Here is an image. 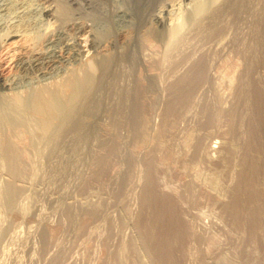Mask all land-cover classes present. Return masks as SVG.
<instances>
[{"label": "rangeland", "instance_id": "1", "mask_svg": "<svg viewBox=\"0 0 264 264\" xmlns=\"http://www.w3.org/2000/svg\"><path fill=\"white\" fill-rule=\"evenodd\" d=\"M69 1L71 0H9L10 4L13 2L9 13L1 11L3 13H0V16L2 15L0 28L11 20V17V21L17 20L16 16L21 10L20 15L25 11L23 14L25 18L22 17L28 20L32 28L29 27L31 33L32 30L34 33L36 31L35 34L45 32L43 33L45 37L50 36V33L52 35L61 33L62 37L57 43L46 47L51 52L62 54L63 58L58 60L60 63L55 62L56 64L50 65L38 75L32 72L31 76L30 72H27L28 75L23 78H19L23 74L15 73L13 77L11 75L10 85L13 89L15 86L25 84L26 80H49L63 74V71L67 72L80 66L83 61H87L95 54V46L103 44L105 39L107 42L117 32L129 28L130 25V29L134 28L130 22L131 13L136 6L131 0H76L77 2L74 0L77 5L73 0ZM90 1L93 2L91 6H89ZM211 1L152 0L146 7L145 16L163 13L170 23L180 24L200 2V4H208ZM56 3L70 9L72 14L69 20L87 22L86 24L90 25L94 19L95 23H91V30L87 34L89 36L77 35L72 30L69 33V30H63L58 19L41 13L46 8L54 10L58 7ZM96 3L98 4L95 5ZM241 4L243 5L240 7L241 15L239 14L237 20L231 22L233 24L230 23V26L221 32L219 39L212 37L209 39L210 42L205 38L202 39V43L199 41V44H208L204 45L207 47L204 48L205 50H211L218 41L219 50L212 54L213 56L208 55L210 58L207 56L212 66V76L203 87L201 85V90L200 88L194 90L193 100L189 104L186 102L190 96L187 98L184 95V84L177 88L179 93H183L182 97L185 96L184 98L180 96L182 102L180 99L179 101L175 99L177 89L174 87L171 99L165 97L164 102L163 99L159 101V107L150 108L146 102L147 99L152 100L155 91L153 89L143 91L142 82L139 83L143 102H140L141 110L140 106L137 107L140 113L154 122V129L148 135L151 143L149 147L145 148L140 140H131L132 136L123 139L125 143L121 152L107 153L98 145H100L101 129L109 125V119L106 120L107 111L103 106L106 107V104L108 106L112 100V95L106 92L110 83L118 80L115 86L125 85L131 78L133 82L136 73L140 75L147 73V68L140 59L145 57L148 61L161 57L159 54L163 46L156 42H154L155 46L149 48L151 52L148 47L146 49L137 47L139 53L144 54L139 55V63L134 60L136 55H132L134 62L129 58L123 60L121 66L118 65L119 68L116 69L119 70L121 67L122 70L125 69L124 71L120 69L121 72L117 74L119 79L115 78L117 75L115 77L112 75L105 80L107 86L104 85V88H107L106 90L103 88L98 97L100 102L98 106L101 107H98V111L96 109V113L86 117L90 119L89 125L91 124L88 127L90 129H87L88 132H85L86 136L84 134V138L77 142L70 139L71 142L76 143L74 149L70 146L71 142L66 141L59 154H51L39 145L33 149L37 151L34 152L32 149L33 152L29 151L32 153H29L30 166L20 175L13 176L0 169V184L4 183L5 186L16 191L15 202L19 204H14L17 209L15 206L14 209H10L5 204V199L0 197V214L2 211L4 214V216L0 215L2 221L0 223L4 221V225L0 224L2 229L0 264H8V262L9 264H264V0H243ZM15 7L18 8L16 11ZM249 7L253 10H248ZM254 10L257 11L256 14ZM250 17H255L251 25ZM51 28L56 31H52ZM239 32H243L245 40L249 41L245 42L246 45L253 43L249 45V55H245L246 51L244 54L239 53L233 47L235 45L232 43V36L238 35ZM80 38L88 40L89 43L93 41L94 47L88 51L87 47H84L86 42L78 40ZM64 40L67 44L63 42ZM45 44L46 42L44 48ZM111 48L109 50L114 52V48ZM189 50L192 52L194 49ZM178 56L176 55L179 61L174 67L175 72L184 68L183 55ZM211 58L213 62L209 60ZM128 59L132 62V66ZM126 62L129 63L126 65ZM232 63L238 66L245 76L242 78L246 81L243 85L239 84L241 87L239 86L240 88L235 91H232L226 80V76L233 68ZM155 66L157 67V65L152 66L150 71L162 74L163 86H165L164 83L171 76V69L168 67H157V69ZM123 75L129 79L126 80ZM148 82L149 80L146 84ZM187 85L191 83H186L189 89L190 86ZM200 93L204 95V100L201 99ZM213 95L216 98L220 96L219 100L226 109L230 108L233 101L236 105L226 114L219 115L217 123H208L209 125L201 123L202 109L209 106V103L217 104ZM219 100L217 98L216 101ZM167 103L170 106L169 115H173L169 120L162 118ZM180 109L182 113L190 111L188 113L191 114L189 115L191 120L179 122L174 119ZM162 125L169 126L162 129L158 139L160 143L156 145L154 130L156 127L155 131L161 130ZM195 142L200 144L195 146ZM208 145H222L224 148L221 151L226 150L225 146L227 147L228 153L222 154L220 163H215L218 154L208 152ZM126 148L127 152H125ZM130 149L137 152L142 149L140 158L137 153L130 152ZM46 152L48 155L45 156ZM249 153L252 155L250 166L247 161ZM37 159L43 164H39ZM230 179L237 181L239 187L229 186ZM69 213L72 215L70 216ZM13 223L17 224L13 225ZM150 245L153 246V250ZM27 246L29 248H26ZM10 254L11 257L14 256L13 259Z\"/></svg>", "mask_w": 264, "mask_h": 264}, {"label": "bare ground", "instance_id": "2", "mask_svg": "<svg viewBox=\"0 0 264 264\" xmlns=\"http://www.w3.org/2000/svg\"><path fill=\"white\" fill-rule=\"evenodd\" d=\"M0 1L2 2L0 4V9H1L0 13H3L1 11H5V12L9 13V10H11L10 5L13 2H11V4H10L9 0H0ZM5 1H8V3ZM71 1H69V2H71ZM75 1L73 0L74 4H76ZM131 1H133L132 3L135 4V6H136L135 10H133V13H131L132 14V17H131L132 21L130 22L132 24V26H134V28L130 29V27H131V25H130L129 28H127L123 31L120 30L121 32L120 31L117 32V34L114 35L112 37V39L107 40V42L105 39V41H103L105 44L103 43V44L95 46V51H94L95 54L93 56L90 55L91 58H89L87 61H83L84 63H81L80 66H78L74 69H71L67 72L63 71V74H61L59 76L52 77L49 80H38V79L36 81L33 79L31 81L26 80V82L24 81L25 84H23L19 87L15 86L16 88L14 87V89L10 85V81H11L10 79H12L11 75L13 77V74H15V73L23 74L22 77H19V78H23V76H25L27 74V72H30V76H31V72L37 73V75H38V73H43L44 70H46V68H48L50 65L57 62L60 58H63L61 56L62 54L60 55L59 53L51 52L50 50H48V48L46 49V47H49V45L57 43L60 40V38L62 39V37H61V33L55 32L56 31L55 29H53V30H55L54 32L56 34L52 35L49 31L50 36H48V37H45V35L43 34L45 32H43V31H42L43 32L42 34L41 33L35 34L36 31L34 33V30H32L33 32L31 33L30 31L32 28L30 27L28 20L23 19V17H24L23 14L25 11L22 13V15H20L21 10H19L20 13L16 16L18 18L17 20L11 21L12 20V17H11V20L7 21V23L4 22L5 25L3 23L4 26L0 28V169L1 170H5L6 172L10 173L13 176L14 175H20L25 169H27L28 166H30L29 153H31L33 151L34 152L37 151V150H33V149H35L39 145L42 146L43 148H46L48 150V152L51 154H53V153L59 154V151L62 149L64 142H66V141L71 142L73 139L75 142L79 141L84 136L88 127L91 125V124L89 125L90 119H88L86 117L87 116L89 117L90 114L92 115L93 113H96V109L98 111V107H101V105L98 106L100 103L98 100V97H99V94L102 92L104 85L107 83L105 80L109 79V76L114 75V77H115L119 72L125 70V69L122 70V67L120 68L121 71H120V69L119 70H116V69L119 68L117 66L120 65L121 62L123 60H125L126 58H129L132 61L133 56L136 55L134 57V60L136 59L135 61L139 63V55H144V54H140L141 52L139 53V50H137V47L138 48L141 47V48H145V49L148 47L147 49H149V48H152L153 45L155 46L154 42H156V43H160L163 46V48H162L163 50L159 54V55H161V57H159V58L157 57V58L152 59V60L147 59L148 61L145 60V57H141V59H140V61L142 60L141 62L144 63V65L146 66L147 73H145L144 75H142V74L140 75V74L136 73L135 78L133 79V82H131V79H132L131 77H130L131 79L129 82V80H127L128 77L125 78V76L123 75V77L128 81V84H127L126 80L123 79V77H122V79L125 80L124 82H126L125 85L121 84L120 86H115L114 84L117 83V81H118V80L116 81L115 79H113V80H115L116 82L114 81V83L113 82L110 83V85L108 87V91H106V92H108V94L110 96L112 95V100L110 103H108V106L106 103H105L106 107L103 106L104 110L106 109V111H107V117L108 118L106 120L109 119V125L107 127H104L101 129L102 132H101L100 137H99L100 145H98L99 148H101V150L106 151L107 153L118 152V151L121 152L122 147H124L123 143H125V142H123V139H125L126 137L129 138L130 136H132L131 140H133V139L134 140H140L142 142V144H144L145 148L149 147L151 145V143L149 142V136L148 135L154 129V125H153L154 122L152 121V119L146 118V116L144 114L139 112L138 107L140 106V110L142 107V103H140V102H143L141 100L142 93L140 92V90L142 89L144 91V89H147V90L153 89L155 91V92H153L154 95L152 96L153 97L152 100L147 99L148 101L146 102V104L149 105L150 108L151 107L155 108L156 106H158L160 100L162 101V99H163V102H164L165 97H167L169 100V98L172 95V92L175 89H177L178 87H181L185 84V86L183 87V89L185 91L184 95L187 96V98L190 96L189 97L190 100L188 98V102H186V101L185 102L187 104H189L193 100L194 90L196 88L198 90L201 87V85L203 87V85H205V83L209 81L210 76H212L211 75L212 66H211V63H209L207 56L208 55L210 56L214 53H217V50H219V45L217 46V42H218L217 39H216L217 42L214 44V46L211 45L212 46L211 50L210 49H208V50L204 49V48H207L204 45L205 44H206V46L208 45L207 43H205L206 41L203 42V43H205L204 45L199 44V41H200V43H202V41L205 38L208 40L207 42H210L209 41L210 38H212V37L218 38V36L221 34V32L223 30L227 29L228 26H230L229 24L231 22H233L234 20H237L236 18H238V15L241 13L240 7H243V5L241 4V3H243V0H212V1L210 0L211 2L208 4L207 3L200 4L201 3L200 2L199 5L195 6V9L193 11H191L192 13L184 18L183 23L178 24L177 22H174L177 24H174V23L172 24L169 22V19H167L165 14H163L161 12H160L161 14L157 13V14H151V15L149 14L150 15L149 17H146L147 15L145 16L146 7L149 6V3L152 2V0H131ZM92 3L90 1L89 6H91ZM97 4L98 3H96L95 5H97ZM16 9H18V8L15 7V11H16ZM247 9L250 11L253 10L251 7L247 8ZM148 10H150V9L148 8ZM13 12H14V10H13ZM256 12L257 11H255V14H256ZM8 13H6V15ZM41 13L44 16H48L51 18L55 17L56 19L59 20L61 27H63V30H66V31L69 30V33H71L70 30H72L74 33H76L77 35H80V36H83V35L85 36V34L87 35L88 32L91 30V26H90L91 23L95 21L94 19H93V21H92V19H90L92 22L90 21L91 22V23L89 22L90 25H87L86 24L87 22L86 23L77 22L78 21L77 19H76L77 21H74V19L69 20L71 18L72 13L70 12V9L64 5H58V7L55 8L54 10H52L51 8L50 9L46 8L45 10H42ZM25 16H27V15H25ZM254 18L255 17H253V18L250 17V19H251L250 25L253 23ZM13 19H14V17H13ZM5 20H6V18H5ZM5 20L3 19V21H5ZM29 22H31V21H29ZM56 22L58 25V21H56ZM231 24H233V23H231ZM96 26H98V25L96 24ZM29 27L31 29H29ZM56 27H58V26H56ZM56 27H54V28H56ZM92 27H94V26L92 25ZM101 27H103V26H101ZM127 27H128V25H127ZM184 27H186V30H184ZM60 29H62V28H60ZM93 29L94 28H92V30ZM51 30H52V28H51ZM44 31H45V29H44ZM104 32H105V30H104ZM104 32L101 31V33H103V34L107 33V32H105V33ZM62 33H63V31H62ZM92 34H94V33H92ZM232 34H234V33H231V35ZM65 36H67V35H65ZM87 36H89V35H87ZM233 36H232L233 40L231 38L230 42L232 40L233 41L232 43L235 46H233V45L232 46L235 47V49L239 53L243 52V54H244L246 51L247 53L245 55H249V51H248L249 45L250 44L252 45L253 43L250 42L249 45L245 44V42H247L248 40H245L246 38H245V34L243 35V32H239L238 35H233ZM93 37H94V35H93ZM104 37H106V36H104ZM107 37H108V34H107ZM227 39H229V38H227ZM78 40H81V38ZM213 40H215V39H213ZM81 41L84 43L86 42L85 45L84 44L83 45H84V47H87L88 51L94 47L93 41L90 43L86 39L81 40ZM45 42H46V44H45V48H44ZM63 42H65V40ZM99 43H100V41H99ZM99 43H96V44H99ZM212 43H214V42H212ZM229 45H230V43H229ZM77 46H78V43H77ZM195 46L197 48H195ZM68 47H70V46H68ZM110 47L114 48V52L109 50ZM191 48H192V50L194 49L192 52L189 50ZM80 50H81V48H80ZM227 50H228V48H227ZM253 50H254V47H253ZM86 51H84V54ZM150 52H151V50H150ZM231 52H232V50H231ZM61 53H63V52H61ZM252 53H254V51H252ZM252 53L250 52V54H252ZM81 55H83V54H81ZM176 55H179V56L183 55L182 58L184 59V68L178 72L174 71V69H176L174 67H176V65L179 61V60H177ZM129 59H128V61H129ZM149 59H151V58H149ZM134 60L132 62H134ZM209 60L213 62L212 58ZM129 62H126L125 64L127 65V63H129ZM132 62H130V65ZM154 65H157V67H159V68L168 67L171 69V72H170L171 76L169 75L170 78L167 79V81L165 80L166 81V83H164L165 86H163L162 80H164V79H162V77H161L162 74H160L159 72H153L152 73L150 71L152 69L151 67ZM129 66H128V68H129ZM232 67L233 68L230 71V73L227 76L225 74L224 75L226 76L227 84H229L232 91L233 90L235 91V90H238L241 87L240 85H243L244 82H246V81H244L243 78L245 76H244V74L241 73L238 66H236L234 63H232ZM214 68H213V70H214ZM165 70H163V71H165ZM145 71L146 70H144V72ZM132 72H134V71H132ZM166 72H169V71H166ZM242 72H244V71H242ZM49 74H51V72ZM129 74H130V71H129ZM131 75H132V73H131ZM33 76H35V74ZM115 78L119 79V76L117 75ZM43 79H46V78L43 77ZM148 80H149V82H148V84H146V81H148ZM174 80H175V82L173 83ZM11 83H13V81ZM120 83H122V82H120ZM139 83H141V85H142L141 89L139 87V85H140ZM186 83H191V85H187V86H190V88L188 87L189 89H187ZM105 86H107V85H105ZM174 87H175V89H174ZM106 88L107 87H105L104 89L106 90ZM200 90H201V88H200ZM177 91H178V89H177ZM177 91L175 94V99H178V101H179V99L182 97L183 93H179V91L178 92ZM201 93H202V91H201ZM108 94H107V96H108ZM200 94H198V95H200ZM201 96H202V94H201ZM216 96H217V94H216ZM216 96H214V97L216 98ZM184 97H182V98H184ZM203 97H204V95L202 96V98L201 97L200 98L202 100H204ZM219 97L220 96L217 97L218 100L220 99ZM217 98H216V100H217ZM103 99H104V97H103ZM211 99L213 100V98H211ZM207 100H209V99L207 98ZM216 100H215V102L217 104L210 105V103H209L210 100H209V102H208L209 106H205L202 109L203 113L200 116V122L201 123H205V124L217 123L216 121L218 120L217 117L219 115L222 116V114L223 115L226 114L227 112H229L233 108V106L236 105L233 101V102H231L230 108L226 109L222 106L221 100H219V102H217ZM180 101L182 102L181 99H180ZM183 101H184V99H183ZM200 102H201V100H200ZM204 103H206V102H204ZM169 107L170 106L167 103V105H165L164 114L162 115V118H164L165 120H167V119L169 120V118H172V116H173V115L172 116L169 115V111H170ZM188 112L190 113V111H188V110L185 111V113H182L181 109H180L178 111V113H176L177 118L175 116L174 119L178 120L179 122H185L186 119L191 118V117H189V115H191V114H189ZM149 117H151V116L149 115ZM220 119H221V117H220ZM168 126L169 125H162L161 130H157V131H155L157 127L155 128L154 137L157 140H155L154 143H156V145H157V143H160L158 139L160 138V133H162V129L167 128ZM124 128L126 130H124ZM86 134H85V136H86ZM87 138H88V136H87ZM70 139H72V140H70ZM71 143H72V145H71ZM71 143H70V146L73 147V149H74V147L76 146V143H73V142H71ZM211 143H213V142H211ZM198 144H200V143L195 142V146H197ZM68 148H70V147H68ZM223 148H224V146H222V145H220V146L208 145V147H207L208 152H213V153L218 154L217 159H215L216 164H218L222 161V158H223L222 154L224 155L225 153H228L227 147L225 146L226 150L221 151ZM31 149L33 151H31ZM155 149H156V147H155ZM75 150H76V148H75ZM141 150H139L140 152L139 151L137 152L136 150L134 151V150L130 149V152L137 153V155L139 157ZM29 151H31V152H29ZM69 152H67V153H69ZM73 152H74V150H73ZM125 152H127V148H126ZM71 153H72V151H71ZM38 154H40V153H38ZM46 154H47V152L45 153V156H46ZM42 155H44L43 152H42ZM247 156H248L247 157L248 165L250 166V164L252 165V155H251V153H249ZM58 157H59V155H58ZM42 159H44V158L42 157ZM32 161H34V158ZM52 162H50V163H52ZM41 163H42V161L41 162L39 161V164H41ZM32 165H33V163H32ZM37 166H39V165H37ZM40 166H42V165H40ZM51 167H53V166H51ZM71 182H73V180ZM236 182L237 181H232V179H230L229 186L231 185L232 188H236L235 187L237 185ZM210 183H213V181H210ZM3 185H4V183L0 187V197L1 198L3 197L5 199V202H6L5 204H7V206L10 209H12V208L14 209V206H15L14 204L16 203L15 202L16 191H14L11 188H8L5 185L3 186ZM187 186H189V185H187ZM16 204H18V203H16ZM15 208H16V206H15ZM1 210H2V208H1ZM2 212H1V214L4 216V214ZM23 213H25V212H23ZM258 214H259V211H258ZM59 215H60V213H59ZM59 215H58V217H59ZM71 215L72 214H70V216ZM65 216H67V215H65ZM0 218H1V216H0ZM3 218H5V217H3ZM73 218H74V216H73ZM34 219H35V217H34ZM0 222H2V221L0 220ZM3 223H4V221H3ZM3 223L2 224L0 223V224L4 225ZM137 223H138L137 225L139 226V220ZM16 224L13 223V225H16ZM106 224H107V222L105 223V226H106ZM108 224H109V222H108ZM172 226L174 227V225H172ZM6 227H7V225H6ZM19 227H20V225H19ZM2 228H4V227H2ZM10 228H11V226H10ZM1 230L2 229H0V231ZM2 233H3V231H2ZM12 234L13 233L11 232L10 235H12ZM0 235H1V233H0ZM14 235H15V232H14ZM14 237H17V236H14ZM20 237L22 238V236H20ZM33 238H34V236H33ZM1 239H2V237H1ZM17 239H19V238H17ZM109 239H110V236H109ZM21 240H23V239H20V241ZM45 240L47 241L46 238H45ZM34 241H36V240H34ZM110 242H112V241L110 240ZM8 243H9V241L7 242V244ZM10 243H11V241H10ZM150 247H151V250H153L152 249L153 246L150 245ZM26 248H29V247L27 246ZM6 251H4V252H6ZM158 251H159V249H158ZM8 252H11V251H8ZM161 252H162V250H161ZM16 254H17V252H16ZM18 255H19V253H18ZM18 255H16V256H18ZM0 256H2V255H0ZM16 256H15V258H16ZM22 256H23V254H22ZM10 257H11V254H10ZM12 257H14V256H12ZM12 257H11V259H13ZM19 257H20V255H19ZM0 263H1V261H0ZM8 264H9V262H8Z\"/></svg>", "mask_w": 264, "mask_h": 264}]
</instances>
